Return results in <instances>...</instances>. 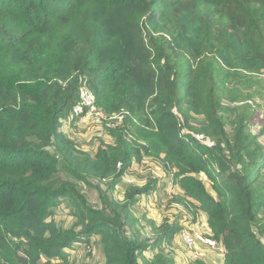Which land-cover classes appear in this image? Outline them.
<instances>
[{"label": "trees", "instance_id": "trees-1", "mask_svg": "<svg viewBox=\"0 0 264 264\" xmlns=\"http://www.w3.org/2000/svg\"><path fill=\"white\" fill-rule=\"evenodd\" d=\"M263 75L264 0H0V264H68L95 243L103 264H176L164 247L200 212L222 264H264V144L251 130ZM83 85L106 114L130 113L103 125L113 141L94 155L62 130ZM145 158L172 173L185 214L144 217L150 237L133 207L156 180L113 195ZM92 180L100 204L80 188Z\"/></svg>", "mask_w": 264, "mask_h": 264}, {"label": "rangeland", "instance_id": "rangeland-1", "mask_svg": "<svg viewBox=\"0 0 264 264\" xmlns=\"http://www.w3.org/2000/svg\"><path fill=\"white\" fill-rule=\"evenodd\" d=\"M254 101L255 104L250 101V103L254 105L253 109L255 113L254 119L251 123V130L253 133L259 134V139L264 144V97L257 96L254 98ZM202 119V117H195L192 122L194 125H199L201 124ZM66 121L67 120L63 119V132L69 133L75 141L79 142L85 151H88L92 155L96 153L102 140L105 139L108 142L113 141V139L108 136V133L103 127H84L78 123L71 125L69 122L65 123ZM184 131L186 132L185 134L183 133L184 135L192 133L188 128H185ZM144 161L145 162L141 164H134L128 170L127 175L116 187L113 195L119 199H122L124 197V189L128 185H145L150 180H156V191H154L148 198L145 196H140L141 198L139 203H136L133 207L134 215L138 218V220H140L138 223L140 224L139 226L142 228L145 227V229L142 230L143 235L150 237L152 235L150 233L151 226L147 219L156 221V223L160 225L162 220L167 216H169L171 220L177 217L176 219H179L181 222V220H185V214H183V211L180 209L175 212L176 207L174 206V203L171 202L172 196L177 195V191L180 193L182 192L178 187H175L176 184L174 185L173 183L172 173L170 171H165L162 163L159 160L145 158ZM204 179L206 180V178ZM206 182L208 187L211 188L209 186L208 180H206ZM97 183L98 182L96 180H92V185H88L83 182L79 184L82 191L87 195L93 204L101 203L99 191L96 187ZM100 185L103 189H105L107 186L105 181ZM144 217L147 219H144ZM55 218L64 226H71L74 222V217L69 213L67 206H62L61 210L58 209L55 214ZM191 219L193 222L197 223V228L201 229L203 232H206V223L202 217L197 216V218L194 220L193 216ZM189 222L187 225H193ZM256 232L264 242V235L260 234L257 230ZM148 233H150V235ZM175 241V248L173 249V247L170 246V251H166L168 246H165L164 253L169 255V257L174 258L176 264H192L194 258L184 242L182 243L183 240L181 241L179 238H177ZM75 246L76 247L72 248L70 251L71 255L68 264H103L104 254L102 251V246L99 243H95L91 245V247H87L85 244ZM205 251V260L211 263H219L216 251L208 247H205ZM210 252L213 254H208ZM210 256L212 258H210Z\"/></svg>", "mask_w": 264, "mask_h": 264}, {"label": "built area", "instance_id": "built-area-1", "mask_svg": "<svg viewBox=\"0 0 264 264\" xmlns=\"http://www.w3.org/2000/svg\"><path fill=\"white\" fill-rule=\"evenodd\" d=\"M95 101L96 99L89 88L85 85L81 86L78 92V100L73 106L71 114L65 123L74 121L84 127L94 128L106 125L107 127L115 128L120 126L126 116L130 114L129 111L124 109L112 114H106L96 106ZM183 133L185 134L186 132L183 130ZM194 136L209 146L214 144L210 138L203 135L194 134ZM120 166L121 164H119V167ZM186 228L187 229H184L181 233L182 240L192 253L194 259L204 258L206 255L205 247H208L216 251L221 261L224 260L226 254L224 245L220 244L212 237H209L206 232H203L197 227L187 225ZM170 248L171 247L168 246L166 251H170Z\"/></svg>", "mask_w": 264, "mask_h": 264}, {"label": "crops", "instance_id": "crops-1", "mask_svg": "<svg viewBox=\"0 0 264 264\" xmlns=\"http://www.w3.org/2000/svg\"><path fill=\"white\" fill-rule=\"evenodd\" d=\"M144 162H145V161H144ZM144 162H143V163H144ZM173 183H174V182H173ZM174 185H175V184H174ZM175 187H178V188L182 191L181 193L177 191V194H183V190H182L179 186L175 185ZM149 197H150V196H149ZM198 217H202V219L205 220V223H206V226H205V227H206V232L209 233L210 231H209V228H208V226H207L206 215H205L203 212H200V214L198 215ZM156 220H157V219H156ZM190 221H191V223L193 224L192 226L198 227V225H197L196 222H193L192 219H190ZM208 254L211 255V254H213V253L210 252V253H208ZM148 256H151L150 253L148 254ZM207 257H208V256H207ZM210 258H212V257L210 256ZM218 259H219V258H218ZM219 263L222 264L221 261H220V259H219Z\"/></svg>", "mask_w": 264, "mask_h": 264}, {"label": "clouds", "instance_id": "clouds-1", "mask_svg": "<svg viewBox=\"0 0 264 264\" xmlns=\"http://www.w3.org/2000/svg\"><path fill=\"white\" fill-rule=\"evenodd\" d=\"M209 234V233H208ZM214 239V238H213ZM223 245V244H222ZM225 247V246H224ZM225 249H226V247H225ZM215 251V250H214ZM220 259V258H219ZM220 261H221V259H220ZM222 263V262H221ZM224 263V262H223Z\"/></svg>", "mask_w": 264, "mask_h": 264}]
</instances>
